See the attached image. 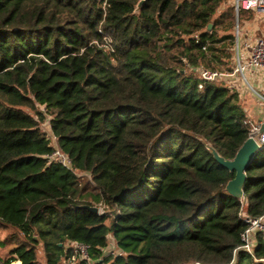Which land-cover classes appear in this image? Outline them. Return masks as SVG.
I'll return each mask as SVG.
<instances>
[{
    "label": "trees",
    "instance_id": "1",
    "mask_svg": "<svg viewBox=\"0 0 264 264\" xmlns=\"http://www.w3.org/2000/svg\"><path fill=\"white\" fill-rule=\"evenodd\" d=\"M227 1L0 0L2 264H35L37 247L61 264L72 242L89 246L76 264H264V232L242 240L243 217L264 215V146L242 204L205 143L231 159L250 123L236 91L194 69L233 71ZM47 116L72 169L47 157Z\"/></svg>",
    "mask_w": 264,
    "mask_h": 264
},
{
    "label": "built area",
    "instance_id": "2",
    "mask_svg": "<svg viewBox=\"0 0 264 264\" xmlns=\"http://www.w3.org/2000/svg\"><path fill=\"white\" fill-rule=\"evenodd\" d=\"M233 1V11L235 14V17L238 15L239 8L243 9H256L264 13V0H232ZM234 29L236 31L235 35V57L237 59V65L233 69L232 72H225V71H219V70H211L207 68H194L199 76L206 81L211 80H218L221 78L230 77L234 73L237 72H244V71H257L264 75V33L262 35H249L246 38H241L239 35H243V32L239 30L237 23L234 26ZM240 39V40H239ZM97 43V42H96ZM97 45H99L97 43ZM104 48L112 51L113 48L111 46V41L107 37H103V44ZM239 49L242 50L240 56ZM240 57H242L240 59ZM199 87H201V84H199ZM249 121V120H248ZM250 130L248 132V136L254 137L256 142L258 143L259 147L264 146V129L263 131H260L261 125L264 123V120H262L259 123H252L250 122ZM48 138L51 140L54 139L56 143L55 136L51 133V136L48 135ZM54 145V144H53ZM55 148L52 153H50L47 157L49 159H54L66 166L67 168L72 169L71 162L68 158V156L63 153L56 144L54 145ZM98 212L97 213H103L104 212V205L99 204L97 205ZM243 220L245 223H247V228L242 234V240L244 241L243 247L246 248L248 251H250L252 244L250 241V236L254 233L261 231L264 232V215L260 217H249L244 216ZM68 250L66 251L65 257L62 260V264H76L80 260H89V246L83 242H72L68 246ZM0 264H2V261L0 260ZM10 264H19V262H10Z\"/></svg>",
    "mask_w": 264,
    "mask_h": 264
},
{
    "label": "rangeland",
    "instance_id": "3",
    "mask_svg": "<svg viewBox=\"0 0 264 264\" xmlns=\"http://www.w3.org/2000/svg\"><path fill=\"white\" fill-rule=\"evenodd\" d=\"M233 6V1H227L223 3L219 8V11L226 9L227 7ZM252 12L240 13L238 18L235 17V24L240 31L243 33H253L256 32L258 28H260V24H262V20H264V13L259 10L251 9ZM233 12V11H232ZM234 13V12H233ZM233 32L236 35V31L233 27ZM246 35V34H245ZM245 35H239L240 39L244 38ZM239 39V40H240ZM240 56L242 50L239 49ZM242 57H240L241 59ZM237 65V59L234 56L233 50V59L232 66L233 69ZM219 82L226 84L232 91H236L239 96L240 104L246 109L247 119L252 123H259L264 120V75L261 73L250 70L244 72H237L231 75L230 77H224L219 79ZM43 109L42 106L39 107ZM30 112V110H28ZM49 116L46 117V120L40 124L42 130L47 133V136H51V131L48 124ZM51 143L56 144L55 140L51 138ZM80 180L87 181L89 177L85 173H79ZM90 181V180H89ZM91 183V182H90ZM98 207V206H97ZM14 229L12 227H0V260L6 257L7 251L13 245L12 237H13ZM108 246L103 250L104 254H108L111 252H116V247L113 242L111 235H108ZM36 263L35 264H44V255L40 247L36 249ZM19 262V261H12ZM20 264V262H19ZM62 264V263H61Z\"/></svg>",
    "mask_w": 264,
    "mask_h": 264
},
{
    "label": "water",
    "instance_id": "4",
    "mask_svg": "<svg viewBox=\"0 0 264 264\" xmlns=\"http://www.w3.org/2000/svg\"><path fill=\"white\" fill-rule=\"evenodd\" d=\"M144 0H138L135 5L134 12H137ZM209 24L208 27H210ZM264 123L260 127V131H263ZM206 148L212 154L213 158L222 166L227 168L230 172L234 171V176L228 180L225 185V189L232 196L241 199L242 204L246 202V194L243 191V185L246 182V167L250 164L256 157L260 147L254 137L248 136L241 146L236 151L235 155L231 159L223 158L210 143H205ZM78 207L88 209L94 213L98 212L97 206L81 204ZM37 239V237L35 236Z\"/></svg>",
    "mask_w": 264,
    "mask_h": 264
},
{
    "label": "crops",
    "instance_id": "5",
    "mask_svg": "<svg viewBox=\"0 0 264 264\" xmlns=\"http://www.w3.org/2000/svg\"><path fill=\"white\" fill-rule=\"evenodd\" d=\"M261 23L262 24H260V28H258L256 32H253L252 34L251 33L249 34L248 32L247 33H243V35L246 34L244 36V38L248 37L249 35H262L264 33V20H262ZM234 56H235V50H234ZM245 112H246V109H245Z\"/></svg>",
    "mask_w": 264,
    "mask_h": 264
}]
</instances>
